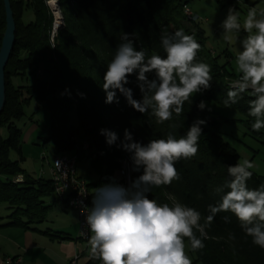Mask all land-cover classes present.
<instances>
[{"label":"trees","instance_id":"trees-1","mask_svg":"<svg viewBox=\"0 0 264 264\" xmlns=\"http://www.w3.org/2000/svg\"><path fill=\"white\" fill-rule=\"evenodd\" d=\"M48 1L11 0L16 42L5 71L6 104L0 114V128L8 131L6 139L0 134V207H5L9 214L5 218L0 216V220H7L0 228L38 231L35 226L44 223L49 215L50 206L46 202L54 194L52 179H33L21 167L23 133L17 123L32 101L46 104L51 112L45 140L53 144L56 155L75 153L79 160L85 158L90 163L91 171L97 176L95 183H87L90 200L95 189L120 182L115 175L120 173L124 160L133 166L131 153L120 146L125 129L133 134L135 141L146 144L150 140L166 139L169 133L179 139L199 119L206 123L201 125L196 156L177 161L175 167L180 179L170 185L153 187L148 198L169 206L179 202L201 213L200 224L206 235L202 237L198 230L194 231L205 247L191 250L196 257L192 264H264V249L252 243V237L245 234L233 213L222 211L211 223L206 221L209 206L218 205L228 191L224 188L231 179L227 167L241 162L240 154L221 136L223 124H244L246 135L262 145L264 128L259 132L252 129L255 118L248 113L249 101L254 97L250 92L242 93L235 104H224L228 92L233 90L230 82L240 76L227 69L229 62L223 65L218 62L207 46L204 30L186 18L184 7L190 0H58L63 24L57 32H54L55 19ZM181 28L185 34L194 35L201 45L196 61L210 65L211 87L199 98L186 101L182 114L173 113L172 119L163 124L156 123L151 109L140 113L129 106L118 91L119 103L106 104L103 77L118 45L123 42L124 33L129 34L137 50L146 53V58L154 54L165 57L161 35ZM5 31V5L0 0V49ZM147 75L155 78L154 73ZM15 79L22 83L16 85ZM129 81L126 87L132 89L133 98L142 99L136 75H131ZM201 101L206 105L203 110L197 107ZM211 103L236 111L241 119L233 121L218 115L207 106ZM72 110L77 114L76 128L69 126ZM105 128L118 135L112 146L100 134ZM79 132L89 144L87 151L81 149L83 142L76 139ZM13 152L19 159H12ZM140 174L134 171L132 181ZM19 175L23 180L15 182ZM247 185L250 189L259 188L264 185V176L253 172ZM217 188L224 191L217 192ZM225 216L230 222H225ZM230 234L235 239H229ZM185 242L189 244L187 238ZM86 264H102V261L91 256Z\"/></svg>","mask_w":264,"mask_h":264},{"label":"clouds","instance_id":"clouds-1","mask_svg":"<svg viewBox=\"0 0 264 264\" xmlns=\"http://www.w3.org/2000/svg\"><path fill=\"white\" fill-rule=\"evenodd\" d=\"M221 27L222 38L228 44L241 31L247 34L239 40L242 50L238 51L235 61L236 71L241 75L224 104H235L242 93L250 92L254 99L249 101L248 114L255 118L252 129L259 132L264 128V7H250L242 23L241 13L229 8ZM121 39L123 42L118 45L103 77L106 104L119 103L118 91L129 106L140 113L151 109L156 123L163 124L172 119L173 113L181 115L184 103L194 94L211 87L210 65L196 61L201 45L182 28L161 35L165 57L154 54L146 58L143 50L136 49L129 34L124 33ZM149 73H154L155 78L150 79ZM133 74L142 93L140 100L134 99L132 89L126 87ZM197 107L205 109V102L201 101ZM205 123L199 119L194 121L179 139L169 133L166 139L150 140L146 144L135 141L133 134L124 130L120 146L131 153L133 170L142 174L127 188L112 182L95 189L92 207L86 215L93 258L102 264H192L186 247L190 246L192 251L205 247L194 231L198 230L202 237L206 235L200 224L201 213L179 202L173 206L159 204L147 194L153 187L170 185L180 179L175 163L196 156L201 125ZM100 134L109 146L118 140L112 130L101 129ZM255 167L249 159L227 167L231 179L224 188L228 191L218 205L209 206L206 221L211 223L219 212H231L245 234L252 237V243L264 249V185L257 189L247 185L253 175L250 169ZM224 188H217V192H223ZM223 219L230 222L227 216ZM185 238L189 242L187 246ZM229 239L235 236L230 234Z\"/></svg>","mask_w":264,"mask_h":264},{"label":"rangeland","instance_id":"rangeland-1","mask_svg":"<svg viewBox=\"0 0 264 264\" xmlns=\"http://www.w3.org/2000/svg\"><path fill=\"white\" fill-rule=\"evenodd\" d=\"M55 2L56 10L51 2ZM48 5L50 6L55 22L57 21V14L59 13L62 20L63 16L59 7L58 0H49ZM188 7L194 14V23L199 25L207 37V46L212 51L215 57H218V62L223 65L229 61L225 56L224 51H228L231 54L230 65H227V69L236 74L241 75L236 71V55L239 50H242L239 40H242L247 34L243 31L240 32L239 37L233 36V43L228 44L222 38L223 28L221 27L222 22L227 16L229 8H233L241 13V23L247 15V11L250 7H264V0H190ZM57 11V12H56ZM54 22V28H55ZM22 83L21 80L15 79V84ZM201 93L194 94V98H199ZM211 110L215 111L218 115L237 121L240 120V115L234 110H227L218 107L211 103L207 105ZM25 116L21 121L17 123V126L22 130V150L21 155L24 158L21 161V167L33 179L39 177H49L48 169L51 167L52 161L55 157L54 146L51 142H46L48 137V130L51 124V112L48 107L41 105L36 101H32L24 109ZM70 124L72 128H76L78 125L77 114L75 110H72L70 114ZM34 128L33 131L30 129ZM0 134L2 138L8 137L7 128H0ZM83 133L77 134V140L83 141ZM221 136L228 142L241 156V162L244 159H249L254 162L256 167L250 169L259 176H264V145L260 144L257 140L246 135L245 125L236 123H224L221 130ZM30 138V140H26ZM12 159H19V155L15 152L11 155ZM90 167V163L88 162ZM42 172H44L42 174ZM55 199L53 194L48 201ZM59 203V201L55 200ZM54 204L50 209L49 220L57 221V215ZM69 210L67 208H63ZM5 207H0V216L7 215ZM6 220V219H5ZM7 221V220H6ZM186 246L189 245L187 242ZM187 254L192 259V263L196 260L194 253H192L190 246L186 247ZM201 264V263H199Z\"/></svg>","mask_w":264,"mask_h":264},{"label":"crops","instance_id":"crops-1","mask_svg":"<svg viewBox=\"0 0 264 264\" xmlns=\"http://www.w3.org/2000/svg\"><path fill=\"white\" fill-rule=\"evenodd\" d=\"M224 54L230 61L231 54L228 51H224ZM33 130L34 128L30 129V131ZM26 140H30V138H26ZM84 141L83 139L79 142ZM50 168L48 169L49 177L46 179L50 178ZM77 172L79 177L88 184L95 183L97 180V176L91 171L85 158L78 161ZM40 175L38 178H40ZM115 178L121 181V174L116 173ZM55 200H47L46 205L50 206L51 209L54 204L58 203ZM92 200H90L91 207ZM55 211L57 221H50L48 215L44 223L35 226L38 231H27L12 227L0 228V264H3L2 259L5 257H19L22 260L21 264H86L92 256L88 243L91 231L88 239H79L77 212L69 208L66 203L61 202L55 206ZM7 215L1 217L5 218ZM5 222V219L0 220V225Z\"/></svg>","mask_w":264,"mask_h":264},{"label":"built area","instance_id":"built-area-1","mask_svg":"<svg viewBox=\"0 0 264 264\" xmlns=\"http://www.w3.org/2000/svg\"><path fill=\"white\" fill-rule=\"evenodd\" d=\"M184 14L188 20H194V14L188 6L184 7ZM238 79L230 82L231 88H233L234 82ZM81 149L87 151L89 144L84 141L81 144ZM78 161L79 156L75 153L56 155L51 164L50 178L53 182L55 199L61 203H66L69 208L77 212L79 220L78 238L86 240L90 235V229L86 224L87 209L91 208L90 191L87 182L78 175ZM133 173L132 164L129 160H124L120 170L122 179L118 184L126 188L129 187L132 183ZM22 180V175L14 179L15 182H21ZM21 262L22 260L19 257H5L2 259L3 264H21Z\"/></svg>","mask_w":264,"mask_h":264},{"label":"water","instance_id":"water-1","mask_svg":"<svg viewBox=\"0 0 264 264\" xmlns=\"http://www.w3.org/2000/svg\"><path fill=\"white\" fill-rule=\"evenodd\" d=\"M4 5L6 12V31L0 49V114L3 112L6 104L5 71L16 42V22L11 6V0H4ZM62 24L63 20L61 18L60 25ZM60 25L55 26L54 32H57V30L60 28Z\"/></svg>","mask_w":264,"mask_h":264},{"label":"bare ground","instance_id":"bare-ground-1","mask_svg":"<svg viewBox=\"0 0 264 264\" xmlns=\"http://www.w3.org/2000/svg\"><path fill=\"white\" fill-rule=\"evenodd\" d=\"M51 4H53V5H54V9L56 10V6H55L56 4H55V2H54V1H52V2H51ZM56 12H57V11H56ZM56 16H57V18H58V19H57V21H56V26H57V25H59V24H60L61 16H60V14H59V13H58Z\"/></svg>","mask_w":264,"mask_h":264}]
</instances>
